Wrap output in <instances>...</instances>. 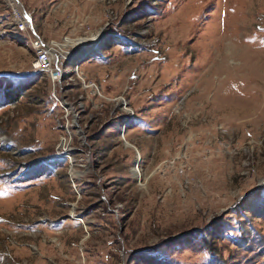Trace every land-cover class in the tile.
<instances>
[{
	"label": "rangeland",
	"instance_id": "rangeland-1",
	"mask_svg": "<svg viewBox=\"0 0 264 264\" xmlns=\"http://www.w3.org/2000/svg\"><path fill=\"white\" fill-rule=\"evenodd\" d=\"M0 264H264V0H0Z\"/></svg>",
	"mask_w": 264,
	"mask_h": 264
},
{
	"label": "built area",
	"instance_id": "built-area-1",
	"mask_svg": "<svg viewBox=\"0 0 264 264\" xmlns=\"http://www.w3.org/2000/svg\"><path fill=\"white\" fill-rule=\"evenodd\" d=\"M24 18L26 19V17ZM24 21L25 26L29 25L26 20ZM31 42L34 52V57L31 61L32 69L36 71H43L49 76V79L56 80V78L58 77L56 68L60 70V66L58 64H61L63 62L61 51L62 49L59 47L51 46L49 43L43 42L41 38L35 34Z\"/></svg>",
	"mask_w": 264,
	"mask_h": 264
},
{
	"label": "bare ground",
	"instance_id": "bare-ground-1",
	"mask_svg": "<svg viewBox=\"0 0 264 264\" xmlns=\"http://www.w3.org/2000/svg\"><path fill=\"white\" fill-rule=\"evenodd\" d=\"M21 13H23V12H21ZM21 15H23V14H21ZM23 16H24V15H23ZM21 17H22V16H21ZM22 18H23V17H22ZM22 18H21V19H22ZM26 19H27V18H26ZM26 19H23V22L21 21L22 27H20V28H23V29H24V28L26 27L25 24H24V22H25L24 20H26ZM26 22H27V20H26ZM24 26H25V27H24ZM49 44H50V43H49ZM50 47H51V46H50ZM61 51H62V60H64V56H65L66 51H65L64 49H62ZM56 69H57V72H58V73H57V76H58V77L56 78V80H57V79L59 78V76L61 75V71H62V69H60L61 71H60L58 68H56ZM77 69H78V68H76V70H74L75 73L77 72ZM78 78H80V80L84 81V79H83L81 76L78 77ZM51 80H52V82L55 81V79H51ZM54 83H55V82H54ZM94 87H95V86H94ZM64 105L69 107L68 104H64ZM125 109H126V108H125ZM67 112H68V111H67ZM74 119H75V118H74ZM119 129H120V128H119ZM123 130H124V128H123ZM123 135H124V132L122 133V136L120 135V136H121V139H122V141H123V143L126 144V145H131L130 143H128V142L125 140V138L123 137ZM70 158H71V157H70ZM136 159H137V158H136ZM136 159H135V161H136ZM69 160H70V165H71V168H72V167H73L72 165H74V162H73L72 158L69 159ZM136 165H137V164H135L134 166L136 167ZM71 168H70V169H71ZM71 217H72V216H71Z\"/></svg>",
	"mask_w": 264,
	"mask_h": 264
},
{
	"label": "water",
	"instance_id": "water-1",
	"mask_svg": "<svg viewBox=\"0 0 264 264\" xmlns=\"http://www.w3.org/2000/svg\"><path fill=\"white\" fill-rule=\"evenodd\" d=\"M78 61H80V59H79ZM119 133H120V135L122 136V133H123V127H121V129L119 130Z\"/></svg>",
	"mask_w": 264,
	"mask_h": 264
}]
</instances>
